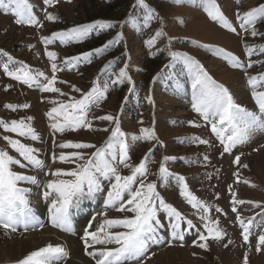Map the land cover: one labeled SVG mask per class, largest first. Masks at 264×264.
I'll return each mask as SVG.
<instances>
[{"label": "rangeland", "instance_id": "obj_1", "mask_svg": "<svg viewBox=\"0 0 264 264\" xmlns=\"http://www.w3.org/2000/svg\"><path fill=\"white\" fill-rule=\"evenodd\" d=\"M189 1L192 0H182L180 3L175 0H144L156 13L155 17L148 19L147 9L138 0L132 1L130 7L122 13L109 10V6L116 4L114 0H71V3L60 0L54 7L46 5L44 0H29L43 28L17 25L13 15L0 12V120L11 122L33 117L28 123L40 137L38 141H33L0 127V149L21 159L22 163L25 162L7 144L5 136L20 139L22 143L38 149V158L43 161L42 168L37 169L30 165L25 168L13 166V170L23 175L35 176L43 184L52 179L47 175L48 172L74 167L59 161L54 163V153L58 156L61 152L80 151L90 155L96 150L60 149L57 146L59 143L71 141L102 147L109 139L114 125L96 117L108 114L116 116L122 131L129 136L130 163L138 165L145 157L150 156L147 162L150 173L147 180L156 183L157 191L166 203L173 205L196 225L188 230L187 225L182 223L184 240L173 239L168 220L161 211V221L165 225L160 230L163 239L160 244L150 246L149 253L142 258L143 264H244L246 254L247 264H264V246L257 251L258 236L264 234V132H257L247 143L234 148L231 154L224 153L223 146L211 132L210 126H206L202 117L192 109V80L187 65L183 60H173L169 55L170 52L184 53L199 61L218 84L224 85L231 92L238 104L258 113L259 109L248 85V76L264 73V63H259L264 61V54H254L251 57L257 63L247 69L245 74L243 70L231 67L222 57L208 49H223L247 64L249 58L244 45H264V36L258 35L254 38L244 33L239 27L236 13L264 5V0H240L239 3L237 0H216L221 11L237 28L239 35L214 22L203 9V0L193 3ZM45 9L55 14L58 20L47 21ZM97 22H112L115 26L93 28L88 37L79 42L70 41L64 44L54 39L52 43L45 45L42 41V37H51L53 33L95 25ZM255 27L258 32L264 33V20L259 21ZM161 30L164 35L155 37L156 32ZM153 38L155 42L149 45L147 41ZM110 41L116 43L109 44ZM97 49L105 50L97 55ZM47 51L57 53L55 62L64 69L56 73L58 82L55 85L66 94L64 96L41 92L36 87H29L11 79L3 71L5 64L10 71H17L26 65L33 74L41 71L51 77L52 61L49 60ZM84 53H92L91 62L82 60L78 64L65 67L66 58L82 56ZM121 69L127 72L131 82L124 79L122 83L113 84L112 81L117 79ZM96 81L100 82L101 87L107 85L108 91L106 98L92 108L87 119L94 129L108 128L109 131L81 129L63 134L53 132L47 116L53 107L49 101L69 103L73 97L81 99V93L89 92ZM41 82L44 81L41 79ZM73 88H79L81 92H76ZM259 90L264 91V87ZM8 104H29L30 107L11 111L6 107ZM192 122L200 127H193ZM142 128H154L159 142H132L131 136H140ZM195 138L208 140L211 146L199 144ZM237 155L240 156L239 164L235 163ZM164 157H170L166 167L173 174L166 180L159 174ZM244 165L248 167L245 168ZM118 170L122 175L130 174L122 165L118 166ZM177 177H183L188 189L198 199L212 206L211 218L218 220L219 227L226 233L219 242L209 239L207 251L195 246L197 242L203 243L199 241V233H207L199 219L198 210L192 208L180 195L181 185ZM244 180L250 183L246 184ZM104 183L106 191L107 182ZM19 186L31 189L30 200L34 209L41 206L40 220L43 227L35 230L30 228L27 231L22 226L16 231L0 228V264H18L31 252L48 244L63 246L69 253L63 264H69L72 252L64 241L65 237L73 238L78 243L79 254L85 257L86 264H94L85 253L82 240L84 232L95 231L104 219L101 214L105 211L109 218L131 215L106 209L105 193H100L94 199L84 198L78 208L71 210L74 230L66 233L51 226L48 213L50 203L42 197L43 188L23 182ZM230 187L231 192L237 193L236 199L261 205L259 208L253 203L236 205L240 216L246 222L252 218L249 243L244 242L237 214L232 211ZM217 208L223 212H217ZM93 216L95 220H92ZM89 223L90 229L86 227ZM229 240L232 243L229 244Z\"/></svg>", "mask_w": 264, "mask_h": 264}, {"label": "snow or ice", "instance_id": "obj_2", "mask_svg": "<svg viewBox=\"0 0 264 264\" xmlns=\"http://www.w3.org/2000/svg\"><path fill=\"white\" fill-rule=\"evenodd\" d=\"M60 0H44V3L54 7ZM71 3V0H65ZM176 3L182 0H175ZM239 3L240 0H237ZM138 3L147 9L148 19L156 16L153 9L144 3V0H138ZM203 9L208 16L220 27L239 35L237 28L228 20L221 11L216 0H203ZM0 12L11 14L15 17L14 22L17 25L43 28V24L33 12V5L29 0H0ZM237 20L240 22L239 27L244 33L252 37L264 36L256 29V24L264 20V5H260L246 12L236 13ZM45 19L50 22H56L58 17L55 14L47 12L45 9ZM115 25L112 22H97L95 25H84L72 28L68 31L53 33L51 37H42L45 45L58 39L61 43L70 41L79 42L88 37L93 28L100 29L112 28ZM164 32L158 31L155 37H162ZM119 38H122L119 37ZM155 42V38L147 41L149 45ZM116 43L110 41L109 44ZM200 47H205L199 45ZM245 52L249 58L245 64L232 53L225 52L219 48H209L217 56L222 57L233 68L243 70L247 74V69L251 68L256 61L251 57L264 54V45L251 46L244 45ZM105 49H97L96 54L100 55ZM47 56L51 63L52 76H47L44 72L37 71L33 74L32 70L26 66H21L17 71H10L7 64L3 66V71L11 78L18 82L36 87L41 92L58 93L61 96L66 95L60 88L56 87L58 71L60 68L55 62L57 53L47 51ZM169 55L173 60L181 59L188 67L191 75L192 88V109L205 121L206 126H210L211 132L215 135L219 143L223 146V152L231 154L233 149L238 145L247 143L257 132H264V91L259 90L264 87V73L255 76H248V85L251 88L252 97L259 109V112L251 111L236 102L231 92L221 84H218L209 73L203 68L199 61L193 59L184 53L170 52ZM92 53H84L82 56L66 58L65 67L69 64H78L82 60L91 62ZM11 60L12 58L9 57ZM259 63H264L260 61ZM110 67V66H109ZM41 79L44 81L41 82ZM124 79L131 82L127 72L121 69L117 79L113 84L122 83ZM63 83V81H61ZM7 90V89H6ZM76 92H81L79 88H73ZM108 91L107 85L101 87L100 82H94V86L87 93H81L82 98H71V102L51 100L53 105L47 113L51 121L50 127L53 132L63 134L66 131H79L87 129L89 131L108 132V128L94 129L92 123L87 119L94 106H98ZM150 102H152L150 100ZM11 111H17L20 107L27 109L29 104L17 106L13 104L6 105ZM33 117L25 119L12 120L6 122L0 120V127L5 131L16 134L19 137L30 138L33 141L40 139L36 130L29 121ZM100 121H107L114 125L111 130L109 139L104 146L97 148L94 144L74 143L71 141L59 143L60 149H96L90 155L80 151L70 153L61 152L58 156L54 153L53 162L59 161L62 164H71L74 167L70 169H56L50 171L47 175L51 176L46 183H41L35 176H27L13 170V166L20 168L28 167L42 168L43 161L38 158V149H35L21 142L20 139H12L5 136L4 140L14 150L21 159L10 155L8 151L0 149V228L6 231H16L22 226L25 231L30 228L35 230L37 227H43V222L36 215L32 207L30 195L31 189L23 188L19 185L30 183L43 188L42 197L50 203L48 209L51 226L58 228L66 233L73 232L72 209L78 208L84 198L94 199L98 194L105 193L104 207L120 213H130L120 218H109L107 211L101 215L104 217L95 231H85L82 237L85 253L89 256L94 264H143L142 258L148 253L151 245H158L162 241L160 230L165 227L161 221L160 212L163 211L172 230L173 239L184 240V230L181 225L186 224L187 229L191 230L196 227L191 219H187L173 205L165 202L163 197L157 191V185L149 182L148 160L150 156L145 157L138 165L130 163V143L129 136L120 127L118 117L111 114L96 117ZM142 123V121H141ZM193 127L200 125L192 122ZM131 141L138 140L157 141L158 137L154 128H142L141 135H132ZM199 144L211 146L210 141L195 138ZM170 157H164L161 163L159 174L165 180L168 176L173 175L168 171L166 162ZM207 160V157H205ZM240 156L235 157V163L239 164ZM122 165L129 170L128 175H122L118 166ZM245 168L248 165H244ZM237 183L240 182L237 173ZM181 185L180 195L192 208L198 210L199 219L203 222L206 235L199 233V241L195 246L204 250H209L208 240L221 241L226 236L223 229L219 227V221L211 218L212 206L198 199L184 183L183 177H177ZM107 190L105 191V183ZM246 184L248 180L243 181ZM254 186V185H252ZM229 192L232 196V211L237 214V220L243 230V240L249 243V228L252 224V218L247 222L240 216L236 205L253 203L259 208L261 205L252 201L236 199L237 193ZM51 198V199H50ZM217 212H223L217 208ZM226 215V213H224ZM95 220V216L92 217ZM87 228H91L89 223ZM228 243H232L231 240ZM100 247H97V246ZM264 246V234L258 236L257 251ZM227 247V244L225 245ZM92 249L91 251H88ZM155 255V253H152ZM69 257L68 251L60 245L47 246L31 252L18 264H63ZM150 258V257H149ZM244 264H247V254L244 257Z\"/></svg>", "mask_w": 264, "mask_h": 264}, {"label": "bare ground", "instance_id": "obj_3", "mask_svg": "<svg viewBox=\"0 0 264 264\" xmlns=\"http://www.w3.org/2000/svg\"><path fill=\"white\" fill-rule=\"evenodd\" d=\"M193 1H196V0H192V1H189L191 3H193ZM187 79V78H186ZM186 79H184L186 81ZM259 172V171H258ZM260 173V172H259ZM169 183V182H168ZM178 185V183H177ZM36 211V215L41 218L42 216V211H41V206L40 207H37L35 209ZM77 229V228H76ZM79 229V228H78ZM77 229V230H78ZM64 241L66 242V244L68 245L69 249L71 250L72 252V258L71 260L69 261V264H86L85 263V257L83 258V256L79 254V251H80V246L78 245V243L73 239V238H68V237H65ZM75 260H78L79 262H75Z\"/></svg>", "mask_w": 264, "mask_h": 264}, {"label": "trees", "instance_id": "obj_4", "mask_svg": "<svg viewBox=\"0 0 264 264\" xmlns=\"http://www.w3.org/2000/svg\"><path fill=\"white\" fill-rule=\"evenodd\" d=\"M114 1L116 2V4L113 7H112V5L109 6L110 7L109 10L111 12L122 13L130 7L132 1H134V0H114Z\"/></svg>", "mask_w": 264, "mask_h": 264}]
</instances>
